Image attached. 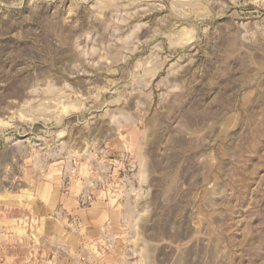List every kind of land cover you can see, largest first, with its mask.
<instances>
[{"label":"rangeland","instance_id":"obj_1","mask_svg":"<svg viewBox=\"0 0 264 264\" xmlns=\"http://www.w3.org/2000/svg\"><path fill=\"white\" fill-rule=\"evenodd\" d=\"M262 5L0 0V264H17V209L32 219L53 195L52 236L36 232L40 264H73L68 255L90 252L95 229L116 218L148 264L217 238L264 237V167L242 177L238 168L256 162L246 156L229 169L195 114L227 90L202 51L203 29L224 35L229 66L258 62ZM82 223L90 237L79 240ZM247 247L224 264H248Z\"/></svg>","mask_w":264,"mask_h":264},{"label":"clouds","instance_id":"obj_2","mask_svg":"<svg viewBox=\"0 0 264 264\" xmlns=\"http://www.w3.org/2000/svg\"><path fill=\"white\" fill-rule=\"evenodd\" d=\"M210 29L211 25L203 29L205 47L202 51L208 63L216 69L213 75L217 83L225 77L228 79L222 85L227 89L223 95L217 93L208 103L195 109L196 117L209 133L203 143L208 145L210 154L226 163L229 169L238 168L244 157L254 156L256 162L251 164V171L246 167L238 168L242 177H251L264 167V52L260 54L258 62L249 58L244 64L229 66L232 53L224 35L217 32L209 37ZM260 34L264 36V32ZM213 68H209V71H213ZM222 68L224 71H220ZM217 97L219 100L214 103ZM260 181L264 183V176L260 177ZM252 207L250 204L249 208ZM246 245L249 255L244 259L248 260V264H264V237L251 243L245 238L232 246L219 238L211 245L203 242V247L194 249V254L189 258L180 259V253H177L172 257V264H224L226 256Z\"/></svg>","mask_w":264,"mask_h":264},{"label":"crops","instance_id":"obj_3","mask_svg":"<svg viewBox=\"0 0 264 264\" xmlns=\"http://www.w3.org/2000/svg\"><path fill=\"white\" fill-rule=\"evenodd\" d=\"M47 188V187H46ZM51 191L53 188H51ZM37 192L36 189H29V192ZM56 197V198H54ZM59 196L53 195L51 197V201L45 200L40 202L41 214L34 218H24L21 209H17L19 212L17 215V264H40V261L37 257L38 246L36 243V232L44 231L46 234H42V239L47 240L49 238V230L51 231V236L53 233V224L50 226L48 223H44L45 220H53L55 216V209L59 207ZM26 206V205H25ZM32 206L34 209L38 207ZM21 208V207H20ZM38 210V209H37ZM126 221V219H125ZM124 222V220L122 221ZM42 224L41 227L39 225ZM118 219L115 221L112 220L111 224H109V228L104 229L105 226H100L97 230V233H94V238L99 242H95L93 245V249L91 248L90 252L86 251L84 247L81 252L77 253L76 257L68 255L69 260H72L75 264H148L144 260L145 254L142 253L141 249H134L130 246L131 244V234L124 228H120L117 226ZM83 227L80 233L77 235L79 240L87 239L90 235L87 227L91 226L90 224L87 226V223H82ZM50 226V229L48 227ZM83 232V233H81ZM90 232V231H89ZM43 233V232H42ZM66 236V235H65ZM109 236V237H108ZM72 236L68 234L67 239ZM90 237V236H89ZM105 238L108 242L107 245H103L101 243ZM110 239V240H109ZM84 243V242H83ZM69 249V248H68ZM70 262V261H69ZM47 263V262H45ZM73 263V264H74Z\"/></svg>","mask_w":264,"mask_h":264}]
</instances>
